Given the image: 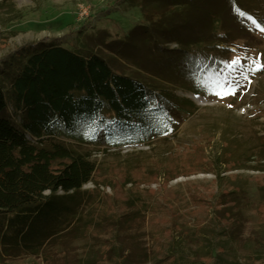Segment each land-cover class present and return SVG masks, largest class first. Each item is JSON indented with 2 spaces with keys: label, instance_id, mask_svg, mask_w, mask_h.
Returning <instances> with one entry per match:
<instances>
[{
  "label": "rangeland",
  "instance_id": "374dc122",
  "mask_svg": "<svg viewBox=\"0 0 264 264\" xmlns=\"http://www.w3.org/2000/svg\"><path fill=\"white\" fill-rule=\"evenodd\" d=\"M239 1L247 13L230 9L229 42L208 57L220 72L213 84L164 80L153 73L163 59L129 55L124 34L143 15L127 0H0V64L44 38L87 41L113 67L192 102L173 115L172 133L148 143L75 144L98 166L75 216L39 251L14 250L0 264H264V0ZM167 46L177 62L178 46ZM125 212L138 218L123 224ZM6 219L0 214L1 234ZM87 220L96 227L84 232Z\"/></svg>",
  "mask_w": 264,
  "mask_h": 264
},
{
  "label": "trees",
  "instance_id": "16d2710c",
  "mask_svg": "<svg viewBox=\"0 0 264 264\" xmlns=\"http://www.w3.org/2000/svg\"><path fill=\"white\" fill-rule=\"evenodd\" d=\"M127 1L143 15V22L124 34L129 55L133 49L144 63L163 59L153 73L164 80L218 83L219 67H210L208 57L229 42L230 9L247 13L239 0ZM171 43L178 46L171 50L178 56L174 63ZM87 47V41L80 48L44 38L0 64V214L8 227L0 232V255L39 251L75 216L82 187L94 182L98 171L90 154L75 144L148 143L172 133L173 115L192 104L159 80L127 74ZM137 218L125 212L121 223ZM95 227L89 220L83 225L84 232Z\"/></svg>",
  "mask_w": 264,
  "mask_h": 264
},
{
  "label": "snow or ice",
  "instance_id": "6c2138e0",
  "mask_svg": "<svg viewBox=\"0 0 264 264\" xmlns=\"http://www.w3.org/2000/svg\"><path fill=\"white\" fill-rule=\"evenodd\" d=\"M259 26V25H258ZM262 30H264V29H262ZM233 63H235V62H233ZM261 67H264V66H261Z\"/></svg>",
  "mask_w": 264,
  "mask_h": 264
}]
</instances>
